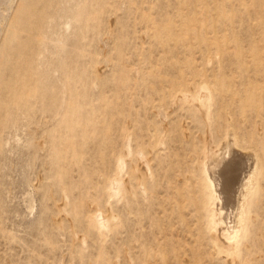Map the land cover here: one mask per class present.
<instances>
[{
    "label": "rangeland",
    "instance_id": "374dc122",
    "mask_svg": "<svg viewBox=\"0 0 264 264\" xmlns=\"http://www.w3.org/2000/svg\"><path fill=\"white\" fill-rule=\"evenodd\" d=\"M204 82L209 128L177 99ZM226 128L261 168L235 261L199 168L206 129ZM126 132L154 173L131 218L105 189ZM95 209L117 216L101 237ZM245 261L264 264V0H0V264Z\"/></svg>",
    "mask_w": 264,
    "mask_h": 264
},
{
    "label": "bare ground",
    "instance_id": "6f19581e",
    "mask_svg": "<svg viewBox=\"0 0 264 264\" xmlns=\"http://www.w3.org/2000/svg\"><path fill=\"white\" fill-rule=\"evenodd\" d=\"M31 15H32V13H31ZM32 16L34 17V15H32ZM21 19H22V17H21ZM13 22H14V20H13ZM5 40L9 41L10 36L8 35ZM11 46H12V44H11ZM23 57L25 59V57H27V56L23 55ZM19 58H16V61ZM10 59H11V57H10ZM10 59L7 62V65L9 67L12 66V64L10 63V61H11ZM20 61H22V57H21ZM22 62H25V60ZM15 63H17V62H15ZM19 65H22V64L18 63V67H19ZM2 66H4V65H2ZM15 66H17V65H15ZM23 67H24V64H23ZM28 68L29 67H27V69ZM14 69H12V70H14ZM25 70H23V71L25 72ZM14 71L16 72V70H14ZM16 73H15V76H16ZM34 74H33V76L35 77L36 75H34ZM25 75L22 76L21 78L26 77ZM29 92L30 91L28 90V93ZM26 93H25V95H26ZM169 98H172V97H169ZM177 99H178V101L179 100L181 101V103L179 102L180 104H186V106L188 107L187 109H189V107H190V109L197 116V119L199 118V120L201 121L202 124H204V126H206L208 128L210 127L211 106H212L211 105V91L205 82L198 85V87L193 92H189V91L179 92ZM173 105H175V104H173ZM191 116H192V114H191ZM207 129H206V132L208 131V133L205 137L203 135V138L201 141L202 142L201 147L203 148V154H202V158L200 159V162H199L200 163L199 168H200V174H201L200 179L203 182L201 185H203L204 198H205L204 202H205V206L207 209V219L206 220H207L208 227L210 228V230L214 231V233L215 232L218 233V237H219L218 239L221 241V242L219 241L220 243L218 246H219V248L221 247V251L224 254H226V256L227 255L231 256L232 261H235L234 259H236V257L240 256L241 245L243 244L244 236L246 235V233L248 231V226H247L248 221H249L248 216H249V212L251 211L250 208L252 207V202L256 196L257 175L259 174V170L261 169L259 164H258L259 158L255 152L254 153L250 152V151L240 152V151H237L236 149H234L235 146H238L236 144V136L233 135V133L231 132V130L229 128H226V130H225L224 140L218 144L213 143V141H212L213 135L211 133V130L210 129L207 130ZM131 136L132 135H130L129 132H126L124 134V136L122 138V145H121L120 152L115 157L114 173L112 175H110L105 182V189H106V194H107V203L111 207L120 203L123 211H125L126 218L131 213V201H132V199L133 200H134V198L145 199L147 196V193H148V187L146 186V181L149 179H153V177H154V173H153L149 158L147 157L145 151L141 147H139V146L134 147V145H132V137ZM32 142H34V141H32ZM163 144H165L164 139L159 142V145L163 146ZM239 145H240V142H239ZM160 148H161V146H160ZM38 149H40V148H38ZM200 153H201V151H200ZM132 162L135 163L134 166L132 165ZM192 162H193V160H192ZM193 167H194V165H193ZM131 171H133V173H131V174L135 175V180H136L135 185H132V183H131L132 180H130V177H129ZM151 181H153V180H151ZM25 197H26V199H24V200H26L25 207H26L28 213L31 214L34 210V204H35L34 200H33L32 196L26 195ZM66 198H67V196H66ZM64 205H65V203H64ZM88 218H89L88 222L89 221L91 222V224L96 228V231L99 233V235L101 237L106 230L111 228V226L114 223V221L116 220L117 216H115L113 214L107 215V213H104L103 210L95 209L88 216ZM58 226L56 227L57 229H58ZM123 231H125V230H123ZM130 231H131V229H130ZM130 231H129V233H130ZM73 232H75V231H73ZM207 233H209V232H207ZM214 240L216 242L218 241L217 238H215ZM85 242H86L85 238L84 237L81 238L79 240L80 247H82V245ZM215 244H217V243H215ZM124 250H125V248H124ZM125 251H126V253H129L130 248H127ZM244 264H250V262L245 261Z\"/></svg>",
    "mask_w": 264,
    "mask_h": 264
}]
</instances>
